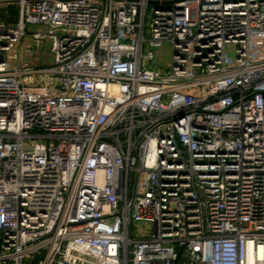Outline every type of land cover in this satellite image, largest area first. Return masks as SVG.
Here are the masks:
<instances>
[{
  "label": "built area",
  "instance_id": "2783aa9c",
  "mask_svg": "<svg viewBox=\"0 0 264 264\" xmlns=\"http://www.w3.org/2000/svg\"><path fill=\"white\" fill-rule=\"evenodd\" d=\"M9 6L0 264H264V0Z\"/></svg>",
  "mask_w": 264,
  "mask_h": 264
},
{
  "label": "rangeland",
  "instance_id": "374dc122",
  "mask_svg": "<svg viewBox=\"0 0 264 264\" xmlns=\"http://www.w3.org/2000/svg\"><path fill=\"white\" fill-rule=\"evenodd\" d=\"M17 11L15 7H3L0 8V22L6 26H13ZM259 38V44L263 45L261 35H257ZM155 56L152 61L153 66H157L160 69L165 68L171 62V50L170 46L164 44L162 47L153 50ZM226 52L231 58H235V50L233 47H226ZM49 56L46 55L45 59L49 60ZM153 234V224L148 221H131L129 226V237L132 239L149 238Z\"/></svg>",
  "mask_w": 264,
  "mask_h": 264
}]
</instances>
